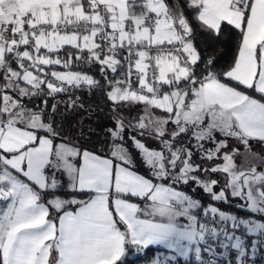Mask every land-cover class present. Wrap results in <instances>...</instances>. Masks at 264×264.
I'll return each instance as SVG.
<instances>
[{
  "label": "snow or ice",
  "instance_id": "6c2138e0",
  "mask_svg": "<svg viewBox=\"0 0 264 264\" xmlns=\"http://www.w3.org/2000/svg\"><path fill=\"white\" fill-rule=\"evenodd\" d=\"M225 25L238 54L216 73L197 36ZM96 89L109 153L57 122ZM250 141L264 146V0H0V264H117L126 245L162 248L149 264L264 262ZM233 200L247 217L219 206Z\"/></svg>",
  "mask_w": 264,
  "mask_h": 264
},
{
  "label": "trees",
  "instance_id": "16d2710c",
  "mask_svg": "<svg viewBox=\"0 0 264 264\" xmlns=\"http://www.w3.org/2000/svg\"><path fill=\"white\" fill-rule=\"evenodd\" d=\"M239 33L237 30H234L232 26H224L223 32L219 35L218 38L213 35H207L203 30L198 32L197 36V47L201 52L202 59L204 61L212 60L213 66L209 68V71L221 73L227 71L234 63L238 53L239 45ZM71 51V49H69ZM63 55V53H61ZM90 75H93L97 80H102V76L99 72L98 67L91 65ZM203 69V65H201ZM56 70H63L62 68L57 67ZM74 70H79V67ZM87 70V69H85ZM201 75H206V72L201 71ZM109 79H112V76L109 75ZM107 86L105 85V90ZM76 96L80 97L81 102L84 105V109L80 111L73 112L71 109H65L63 105H60L61 113H64L67 116V119L63 117L58 118V123L69 130L70 135H77L75 129L83 128L84 135L83 140L78 142H83L84 147L89 151L94 152H104L109 153L111 151V139L104 135L103 130L107 127L112 126V121L109 119L112 116V105L107 101L104 91L96 89L94 91L82 90L75 92ZM67 97L57 96L56 100H49V105L56 103L59 100H65ZM33 104H39V100L33 101ZM33 105H29L32 107ZM135 107L134 112H123L121 113L126 119L135 118L137 116L143 115V106ZM138 111L140 113H138ZM137 115V116H136ZM93 133H100V135H94ZM251 144H260V142H252ZM140 171L142 174H146L144 169L141 168ZM186 191L188 189H185ZM197 197L207 201V196L200 190H197ZM237 200H233L229 204H220L219 206L222 209L233 212L239 216L247 217L249 214L241 210L235 205ZM75 208V206H73ZM161 248L150 246L148 249L137 248L133 245H126L125 254L117 262V264H138L141 262H148L154 255V250H159Z\"/></svg>",
  "mask_w": 264,
  "mask_h": 264
},
{
  "label": "rangeland",
  "instance_id": "374dc122",
  "mask_svg": "<svg viewBox=\"0 0 264 264\" xmlns=\"http://www.w3.org/2000/svg\"><path fill=\"white\" fill-rule=\"evenodd\" d=\"M136 106H134V108H135ZM134 112V111H133ZM138 113H140L139 111H138ZM137 116V115H136ZM138 117V116H137ZM230 144H234L236 147H239L240 148V156L239 157H237V163L239 164V165H241V166H243V167H248L249 165H248V161L245 159V150H244V148H243V146L242 145H240L239 144V142L238 141H230ZM262 149H264V146H260V145H258V144H252V151L253 152H257V153H260V154H264V150H262ZM48 199H51V197H48ZM154 256V255H153ZM153 258V257H152ZM151 258V259H152ZM150 259V260H151ZM149 260V261H150ZM141 264H149V262L148 263H141Z\"/></svg>",
  "mask_w": 264,
  "mask_h": 264
},
{
  "label": "crops",
  "instance_id": "0c3cea01",
  "mask_svg": "<svg viewBox=\"0 0 264 264\" xmlns=\"http://www.w3.org/2000/svg\"><path fill=\"white\" fill-rule=\"evenodd\" d=\"M238 54V53H237ZM237 57V56H236ZM56 70V69H55ZM57 71H61V70H57ZM137 107V106H136ZM140 107V106H139ZM138 107V108H139ZM157 114H159L158 112H157ZM251 144V143H250ZM134 202H139V201H134ZM71 210H75V208H72ZM153 247H157L158 248V246H153ZM143 248H140V250H142ZM157 251H163V249L161 248V249H159V250H154V255L157 253ZM149 262V261H148ZM148 262H141V263H148ZM141 263H138V264H141Z\"/></svg>",
  "mask_w": 264,
  "mask_h": 264
},
{
  "label": "built area",
  "instance_id": "2783aa9c",
  "mask_svg": "<svg viewBox=\"0 0 264 264\" xmlns=\"http://www.w3.org/2000/svg\"><path fill=\"white\" fill-rule=\"evenodd\" d=\"M118 79L121 78V77H117ZM193 264H195V262H193ZM257 264H264V262L260 261L259 259L257 260Z\"/></svg>",
  "mask_w": 264,
  "mask_h": 264
},
{
  "label": "flooded vegetation",
  "instance_id": "af4514ba",
  "mask_svg": "<svg viewBox=\"0 0 264 264\" xmlns=\"http://www.w3.org/2000/svg\"><path fill=\"white\" fill-rule=\"evenodd\" d=\"M236 202H237V203H239V201H238V200H237Z\"/></svg>",
  "mask_w": 264,
  "mask_h": 264
}]
</instances>
